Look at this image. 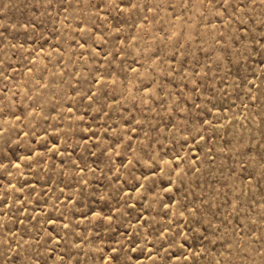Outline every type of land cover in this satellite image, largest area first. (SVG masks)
<instances>
[{
    "label": "rangeland",
    "instance_id": "1",
    "mask_svg": "<svg viewBox=\"0 0 264 264\" xmlns=\"http://www.w3.org/2000/svg\"><path fill=\"white\" fill-rule=\"evenodd\" d=\"M0 264H264V0H0Z\"/></svg>",
    "mask_w": 264,
    "mask_h": 264
}]
</instances>
